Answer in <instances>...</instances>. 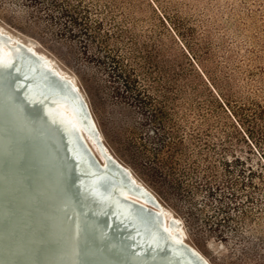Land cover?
Masks as SVG:
<instances>
[{"label":"trees","instance_id":"1","mask_svg":"<svg viewBox=\"0 0 264 264\" xmlns=\"http://www.w3.org/2000/svg\"><path fill=\"white\" fill-rule=\"evenodd\" d=\"M27 1L58 36L98 53L113 94L137 115L122 135L144 165L182 198L191 188L212 198L249 235L247 246L264 245V38L250 35L255 15L237 0Z\"/></svg>","mask_w":264,"mask_h":264},{"label":"bare ground","instance_id":"2","mask_svg":"<svg viewBox=\"0 0 264 264\" xmlns=\"http://www.w3.org/2000/svg\"><path fill=\"white\" fill-rule=\"evenodd\" d=\"M11 34L0 27V64L11 65L17 71L15 75L4 73L5 83L0 82V264H58L57 253L63 247V238L69 240L70 249H75L73 230L60 211L66 195L52 191V180L39 178V160L32 151L25 150L23 141L9 139L12 131L4 119L7 117L11 123L20 119L13 114L14 107L9 101L12 83L29 103L39 102L51 120L69 129L75 141L78 139L84 145L92 165L87 162L85 152L80 156L71 152L78 160L76 166L81 173L79 181L84 185L83 198L93 212L100 214L109 207L108 225L114 220L120 228L125 225L122 232L132 239L137 250L151 246L150 238L158 230L189 251L196 263L211 264L186 242L180 228L182 224L168 215L159 198L109 151L91 108L73 79L59 71L34 45ZM25 174L37 180L31 183L28 194L19 186L26 182ZM29 197L40 206L32 203ZM20 219L24 220L23 237L17 240L13 230ZM146 227H150L149 232H145ZM43 240L49 241V247L42 245ZM108 256L115 262L120 260L116 254ZM83 261V264H104L98 255Z\"/></svg>","mask_w":264,"mask_h":264},{"label":"rangeland","instance_id":"3","mask_svg":"<svg viewBox=\"0 0 264 264\" xmlns=\"http://www.w3.org/2000/svg\"><path fill=\"white\" fill-rule=\"evenodd\" d=\"M237 1L246 13L255 15V26L250 30L252 38L263 39L264 0ZM41 8L27 0H0V27L34 45L59 71L73 79L85 96L109 151L131 168L137 179L159 198L168 215L182 224L181 232L189 245L211 264H264V257L259 256L264 250L262 241L247 246L245 241L249 235H244L236 222H225L226 214L219 210L221 204L201 192L193 195L196 190L192 188L186 198L180 197L128 147L122 127L137 115L113 94V87L117 85L108 83L105 67L97 59L98 53L79 39L58 36L57 28L49 27L46 14L39 12ZM261 207L264 209V202Z\"/></svg>","mask_w":264,"mask_h":264},{"label":"water","instance_id":"4","mask_svg":"<svg viewBox=\"0 0 264 264\" xmlns=\"http://www.w3.org/2000/svg\"><path fill=\"white\" fill-rule=\"evenodd\" d=\"M4 73L15 75L17 71L11 65L0 64L1 83H5L2 77ZM18 90L13 83L10 85L9 101L14 107L13 114L20 119L16 123L9 122L7 117L4 119L12 131L9 139L11 142L17 139L23 141L25 150L32 151L35 159L39 160V178L52 180V191H60L62 195H66L61 202L60 211L66 224L73 230L71 236L75 239V249H70L69 240L63 238V247L57 253L58 264H83V259H93L95 255L101 256L104 264H198L189 251L182 249L158 230L154 232L156 236L150 238L151 246L137 250L131 243L132 239L122 232L125 225L118 227L117 220L108 225L109 218L106 216L110 213L107 210L109 207L100 214L93 212V208L83 198L84 185L79 181L81 173L76 166L78 160L73 157V153L80 156L82 151L87 157L90 156L84 145L77 138L75 141L69 129L60 127V123L51 120L39 102L29 103ZM87 157V162L92 165V158ZM25 176L26 182L19 186L28 194L31 183L37 180L34 181L31 174ZM29 198L32 203L40 206L33 197ZM23 225L24 220L20 219L13 230L17 240L23 237ZM107 227L109 229L105 230ZM144 229L149 232L150 227ZM117 231L122 233H116ZM42 245L49 247L50 243L43 240ZM104 247H107V251ZM110 253L120 256V260L115 262L109 258Z\"/></svg>","mask_w":264,"mask_h":264}]
</instances>
